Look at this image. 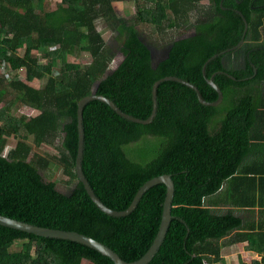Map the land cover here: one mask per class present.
I'll list each match as a JSON object with an SVG mask.
<instances>
[{"label": "trees", "instance_id": "1", "mask_svg": "<svg viewBox=\"0 0 264 264\" xmlns=\"http://www.w3.org/2000/svg\"><path fill=\"white\" fill-rule=\"evenodd\" d=\"M46 1L0 0V71L25 69L27 80L42 82L36 88L0 72V102H5L0 109V213L85 233L127 261L139 259L159 230L167 186L149 188L126 216L103 212L75 170L78 103L95 92L145 120L153 111V85L167 76L195 85L206 102H214L217 93L201 71L206 63L205 77L213 76L222 92L217 106L200 104L193 89L172 81L158 87L156 116L148 125L125 119L104 102H89L83 111L82 168L97 196L116 210L128 208L147 180L172 176L173 217L148 264L218 263L237 243L260 256L242 264H264V209L257 218L252 210L264 198V153L258 156L264 147V8L259 5L264 1L211 0L209 11L202 0H61L54 10L45 9ZM116 2L133 5L132 22L115 19ZM191 18L197 21L195 34L173 40L168 55L154 64L137 26L163 37ZM99 21L114 22L122 46L124 59L111 73L116 53L98 31ZM241 39L243 44L232 50ZM52 53L88 55L91 61L58 68ZM235 56L242 57V67H231ZM15 101L39 114L11 116ZM31 138L36 147H55L59 156L34 152L30 157ZM53 159L69 182H76L71 192L48 180ZM221 205L246 207L252 214L246 220ZM83 259L114 264L80 242L0 224V264H82Z\"/></svg>", "mask_w": 264, "mask_h": 264}, {"label": "water", "instance_id": "2", "mask_svg": "<svg viewBox=\"0 0 264 264\" xmlns=\"http://www.w3.org/2000/svg\"><path fill=\"white\" fill-rule=\"evenodd\" d=\"M241 15V13H239ZM242 16V15H241ZM244 20V19H243ZM247 31V24L244 20V30H243V37ZM243 44V39L234 47L232 50L239 48ZM168 55V54H167ZM216 56V55H215ZM213 56V57H215ZM206 64V63H205ZM205 64L202 66V75L205 78L206 83L217 93V99L214 102H206L202 95L200 94L197 87L187 81L182 80L181 78L174 77V76H167L165 78H162L155 82L152 89V100H153V111L149 118L143 120L140 118H136L133 116H130L129 114L123 112L112 100L96 94L93 92L91 95L84 97L81 99L78 103V109H77V119H78V131H79V144H78V152L76 156V163H75V170L77 172V176L80 181L84 183V186L92 198V200L96 203V205L106 214L111 216H126L130 214L138 205L140 199L144 195V193L151 188L152 186L158 184V183H164L167 186V194L164 201V207H163V213L161 218V223L159 226V230L157 232V235L152 243V245L149 247V249L146 251L144 255H142L139 259L133 260V261H127L124 258H122L113 248L106 245L102 241H99L98 239L89 236L85 233H81L75 230H64V229H58V228H51V227H45V226H39L35 225L26 221H22L16 218L9 217L7 215L0 213V224L10 226L19 230L27 231L29 233H33L40 236H46V237H55V238H63V239H69L76 242H80L82 244H85L89 247H92L98 251H100L102 254L110 257L114 264H148L155 254L158 252L160 246L162 245L169 225L172 220V205H173V198L175 194V183L170 174H161L158 176H155L149 180H147L137 191L133 201L128 206V208L124 210H116L108 205H106L95 193L94 189L91 187V184L89 183L88 179L86 178V175L84 174L83 168H82V160H83V153H84V143H85V132L83 127V111L85 106L91 102V101H101L106 104H108L118 115L124 117L125 119H128L130 121H133L138 124L148 125L151 124L156 116L157 112V96H158V87L161 83L166 81H172V82H178L180 84H183L191 89H193L197 93V100L200 104L204 106H217L222 101V92L220 91L219 87L213 82V76L210 78L205 77Z\"/></svg>", "mask_w": 264, "mask_h": 264}, {"label": "rangeland", "instance_id": "3", "mask_svg": "<svg viewBox=\"0 0 264 264\" xmlns=\"http://www.w3.org/2000/svg\"><path fill=\"white\" fill-rule=\"evenodd\" d=\"M201 5L205 7V11H209L208 7H211V0H202ZM61 6V0H48L45 2V9L46 10H54L56 8H59ZM115 6V19L121 18L125 19L128 22H132L134 18V10L132 4H124L121 2L114 3ZM132 9V10H128ZM128 10V13H127ZM209 12L207 13V15ZM197 15V14H196ZM196 19L191 18L190 22H188L186 25H184L180 29H171L165 34L163 37L156 32L152 31L148 26L146 25H140L137 26V29L139 31V35L141 36V39L149 46V48L152 51V59L153 63L157 64L160 60L164 59L167 56L168 50L170 48V45L173 40L189 37L195 34L194 30V24H196ZM113 23H108L104 21H99L97 23L98 31L102 34L103 38L105 39L107 45L116 53L114 62L108 73H111L113 70H115L120 63L123 61L124 56L122 54V46L117 38V33L115 30H113ZM240 55V54H238ZM52 59L55 61V66L59 68L61 63L64 62H71V63H81L86 64L91 61V58L88 55H81V56H70V55H62L60 53L53 54L52 53ZM43 63L45 62L42 60ZM58 62V63H57ZM232 65L234 69L239 68L242 66V57L241 56H235L231 60ZM1 74H6L5 76L8 79L17 78L21 81L26 82L27 84L39 88L42 85V82L38 80H27L26 78V72L25 69L19 70V71H11L8 67L1 69ZM2 96V92L0 93V97ZM5 102H0V109H3ZM18 102L15 101L13 104L10 115L19 118L23 115L27 117H34L39 114L38 111L33 110L25 105H17ZM61 142V141H60ZM17 141L12 138L9 139V145L15 146ZM29 144L32 145L33 151L30 154V157L33 155L34 152H39L40 154L44 156L50 157L51 155L59 156V151L50 145L43 144L40 147H36L32 141V138L29 139ZM8 146V148H10ZM50 170H54L53 175L48 180L50 182L56 183V188L64 193H69L72 191V189L75 187L76 182H69L68 176L63 173L62 168L57 163V159H53L50 163ZM45 175V174H44ZM46 176V175H45ZM227 208H225L226 210ZM234 213H236L234 211ZM241 215L242 213H238ZM243 243H237L233 244L229 247V251L226 252V254L222 255V261L218 263H207L204 264H221L224 262L225 264H242L243 262H250L254 259L259 260L260 256L257 252H251L244 249ZM19 247V246H18ZM16 247V245L13 247ZM82 264H95L92 261L88 259H83Z\"/></svg>", "mask_w": 264, "mask_h": 264}, {"label": "crops", "instance_id": "4", "mask_svg": "<svg viewBox=\"0 0 264 264\" xmlns=\"http://www.w3.org/2000/svg\"><path fill=\"white\" fill-rule=\"evenodd\" d=\"M264 153V147L262 146L261 147V151L258 153V156H260L261 154H263ZM253 154V153H252ZM251 154V155H252ZM250 157V156H249ZM249 157L247 158V161H249ZM264 184V183H263ZM264 197V196H263ZM262 204H258V206H255V207H252V210L254 211V213H256V216H255V218H257V216H258V210L259 209H264V198H263V200H262ZM221 208H235L234 209V211L236 212L235 214H237V215H239L238 213H242L241 215H239V216H241V217H243L244 219H246L245 217H248V216H250L251 214H252V212H248L247 210H245L246 209V207H233V206H223V205H221ZM239 209H241V210H239ZM252 217H254L253 215H252ZM247 220V219H246ZM251 252H253V251H251Z\"/></svg>", "mask_w": 264, "mask_h": 264}, {"label": "flooded vegetation", "instance_id": "5", "mask_svg": "<svg viewBox=\"0 0 264 264\" xmlns=\"http://www.w3.org/2000/svg\"><path fill=\"white\" fill-rule=\"evenodd\" d=\"M255 1H257V0H255ZM260 1H264V0H260ZM239 3V2H238ZM260 6H262L263 8H264V3H262V4H259ZM260 6H258V7H260ZM242 64H243V62H242ZM242 67V66H241Z\"/></svg>", "mask_w": 264, "mask_h": 264}]
</instances>
